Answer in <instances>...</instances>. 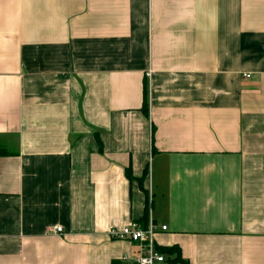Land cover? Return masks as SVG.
<instances>
[{"label":"crops","instance_id":"obj_1","mask_svg":"<svg viewBox=\"0 0 264 264\" xmlns=\"http://www.w3.org/2000/svg\"><path fill=\"white\" fill-rule=\"evenodd\" d=\"M0 150V264H264V0H0Z\"/></svg>","mask_w":264,"mask_h":264},{"label":"built area","instance_id":"obj_2","mask_svg":"<svg viewBox=\"0 0 264 264\" xmlns=\"http://www.w3.org/2000/svg\"><path fill=\"white\" fill-rule=\"evenodd\" d=\"M246 77H249V75ZM160 230L165 231L166 227L162 226ZM156 231L157 227L152 221H149L145 227L138 222H131L119 229H109L108 234L112 239L137 243V256L132 259L124 258L123 264H160L165 259L156 246ZM52 232L54 234H60L62 229L61 227H55L52 229Z\"/></svg>","mask_w":264,"mask_h":264},{"label":"trees","instance_id":"obj_3","mask_svg":"<svg viewBox=\"0 0 264 264\" xmlns=\"http://www.w3.org/2000/svg\"><path fill=\"white\" fill-rule=\"evenodd\" d=\"M145 103V102H144ZM145 105V104H144ZM145 109V107H144ZM10 153H8L7 151L5 150H0V156H7L9 155ZM145 174L146 172H144V175L138 179V184L140 185V188L143 189V186H142V183L144 181V178H145ZM128 178L131 179L130 177V173L128 172ZM147 217H148V206L147 204L145 205V208H144V214H143V217L141 219V223L143 225L146 224V220H147ZM165 253V254H168V255H173V254H176V259H175V262H178L180 264H186L185 261H183L180 256H179V253L177 250H175V247H171V248H168V249H164L163 251L160 250V253Z\"/></svg>","mask_w":264,"mask_h":264}]
</instances>
